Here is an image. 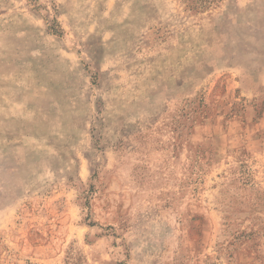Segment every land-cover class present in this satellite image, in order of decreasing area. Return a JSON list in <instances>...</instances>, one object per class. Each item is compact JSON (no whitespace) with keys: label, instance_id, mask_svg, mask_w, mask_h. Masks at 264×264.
Wrapping results in <instances>:
<instances>
[{"label":"rangeland","instance_id":"374dc122","mask_svg":"<svg viewBox=\"0 0 264 264\" xmlns=\"http://www.w3.org/2000/svg\"><path fill=\"white\" fill-rule=\"evenodd\" d=\"M0 264H264V0H0Z\"/></svg>","mask_w":264,"mask_h":264}]
</instances>
